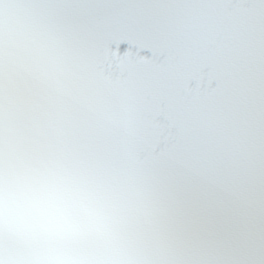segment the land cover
I'll return each mask as SVG.
<instances>
[{
	"label": "snow or ice",
	"instance_id": "1",
	"mask_svg": "<svg viewBox=\"0 0 264 264\" xmlns=\"http://www.w3.org/2000/svg\"><path fill=\"white\" fill-rule=\"evenodd\" d=\"M0 264H264V0H0Z\"/></svg>",
	"mask_w": 264,
	"mask_h": 264
}]
</instances>
